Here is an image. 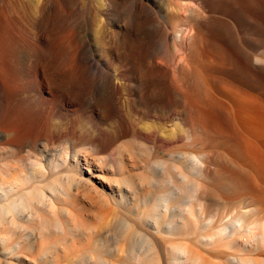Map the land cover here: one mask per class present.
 Masks as SVG:
<instances>
[{
    "label": "bare ground",
    "instance_id": "1",
    "mask_svg": "<svg viewBox=\"0 0 264 264\" xmlns=\"http://www.w3.org/2000/svg\"><path fill=\"white\" fill-rule=\"evenodd\" d=\"M48 1L51 0H39L36 5L38 12L27 13L28 16L23 10L25 0H0V44L5 39L9 40L5 37H9L11 32H13L12 37L16 35L27 45L28 42L31 43L30 40L27 42V36L31 35L34 38L33 35L36 33V37L40 32L37 31L43 28L41 26L44 24L43 12L45 7H48L46 6ZM146 1L148 3L145 8L143 2L140 3L142 14L137 18L139 28L143 27L146 16L150 12L154 13L157 22L165 26L164 42L169 40L172 48L170 50L167 47L163 49V43H157L153 36L137 37L133 33L134 28L131 29L129 26L125 28L121 43H123L122 48L126 61V76L122 83L128 89L131 108L136 104L142 106L147 104V108L151 94L157 91L155 89L160 88V104L157 101L159 110L161 108L163 111H170L172 107L182 108L185 113L181 115L179 121H185L192 125L191 128L196 131L192 130L198 132V135L192 137V134L189 133L190 138L192 140L199 138L200 142L198 143L200 144L194 143L199 147L185 148L186 150L184 148L176 150L170 147L171 150L167 151L165 158H163L164 154L162 158H157L159 161H155L149 178H139L134 181L133 179L127 180V175L121 183L125 182V185L120 186L118 183L119 188L108 187L110 194L117 191L119 201L125 204L134 200L133 198L138 193L141 194L139 198L136 197L137 200H134L136 202H134L135 216L132 214L133 217H126L124 214L127 212H124L122 213L124 216L119 217L121 229L125 232L124 235L133 231L136 237L126 238L127 241L123 244L120 239L115 243L110 242L109 239H101V246L97 249V253L103 257L104 263L99 259H95L93 263L115 264V262L107 260L106 257H116L125 252L129 264H206L201 253L196 254L193 249L194 245L204 248L208 244L218 245L219 242L226 241L229 246L227 247L233 249L232 238L238 237L242 242L241 250L247 253H257V255L252 254L244 257L237 255V250H235L231 254L232 259L227 258V262L230 264H264V57H258L257 62L253 63L252 56L250 57L252 54L249 53L248 56V53H244L247 55L245 56L242 51L244 49L241 48V54L244 55L241 59L239 56L241 54L237 53L238 50L234 51L237 49L235 45L234 50L228 48V44L225 45L226 37L223 33L225 31H222L223 26L222 30L220 26L221 22H226V19L209 15V12L215 9L224 12V15L231 11L239 12L242 13L243 18H246L249 13L244 14L246 6L253 8L263 2L262 7L264 8V1L161 0L158 5L156 0ZM258 1L261 2L258 3ZM243 2H246V6H242ZM123 4L122 13L130 15L131 10L128 4ZM207 7L209 10H206ZM162 8L166 11L165 13L161 12ZM88 12L91 13L90 7H88ZM254 15L252 18V14L249 17L253 24L257 25L255 28L260 26L261 30L263 26L264 29V19H262L264 15L262 18ZM233 16L232 19H234ZM34 30H36L35 33H33ZM254 30L251 33L255 32ZM93 36L95 39H101L104 59L108 64L107 59L115 56V50L117 52L120 42L117 41L112 31L104 33L101 27L93 31ZM14 41L22 43L17 39ZM236 43L238 44L235 41L234 44ZM256 43L259 44V42ZM5 46L8 45L5 44ZM58 46L61 44L59 43ZM38 50L37 53H41ZM58 52L60 53L59 49ZM58 52L57 54H59ZM39 57L41 56L39 55ZM55 60L57 61V59ZM59 60L56 63L53 59V62L51 61L52 63L49 64L46 63L47 61H35L30 67L32 75L28 78L25 77L22 86L18 84L19 89L15 88V91H12V87L18 86L11 83L18 77L10 81V78L14 77H11L13 74L11 72L15 69H10L12 71L8 72L10 80L0 79V233L5 224H9V228H11V231L1 233L3 235L0 236V243L6 253L16 251L20 253L28 247L31 241L42 239L43 230L40 229L41 231L36 233L35 230L30 229L32 226H29L28 229V223L33 222L37 213V208L33 205L34 200L38 208H47L61 200V193H64L65 197H72L75 201L81 191L83 194L80 193V195H100L99 187L91 182L89 177L85 178L82 174L84 169L92 173L109 166L106 167V164L110 162V152L113 153L115 149H111L110 152H107V156L102 155L103 157L95 153L99 149L106 147L107 150L109 149L108 145L117 143L116 147L112 145L117 149L114 161L118 167H121L126 160L130 170L134 167V155L137 147L134 144L139 141L137 136L148 138L149 134L156 135L162 144L175 143L182 136V132L180 134L173 128L166 130L162 125L153 131L145 130L141 127V121V124L137 123L138 119L136 122L137 117L134 118V116L136 123L131 120L125 124L120 123V126L123 125V129L120 128V130L119 123L116 122L118 129L113 127L110 131L111 134L106 136L107 138L102 137L101 141H98L99 143L96 141V135L94 137L91 133L84 132L83 136L79 135L81 139H84V144L80 146L82 143L77 142V138L74 136L75 132L72 130L71 133L74 134L67 132L68 130L60 131L57 127L60 132L58 130L55 132L54 125L48 123L47 119L51 118L52 120V117L60 115L68 116L66 113L65 115L61 113L66 103H71L73 106L81 104V102L90 103L92 88L99 95L98 91L106 92V89L111 88H107L108 86L116 84L114 81L116 74L113 71L107 75L105 80L98 79L99 81H97L100 83L98 87L101 89L99 90L97 86L95 89L97 81L94 84L95 81L69 78L67 76L69 74L63 70L64 66H60V64L64 65V61L59 62ZM27 63L29 62L27 61ZM92 63L95 64L96 69L100 66L94 57ZM24 65L26 67V64ZM6 74L3 76L7 77ZM5 79L7 80V78ZM22 80L23 77L21 80H17V83ZM13 92L18 95H12ZM113 92L112 90L111 93ZM99 96L98 98H100ZM101 100L98 99V101ZM105 102L103 107L100 105L101 103H98L101 106L98 107L100 111H104V108L111 105ZM3 105L13 107L14 109L12 108L10 112L13 110L15 112L6 113ZM150 105H152L151 102ZM113 107L110 109L113 110ZM80 109L82 108L73 110L71 114L77 116V111ZM142 109L140 111L147 112ZM36 111L41 114V118L43 117L44 124H41L42 126L40 125L36 131H25L27 120L32 118ZM105 111L104 113L111 114L110 111ZM140 111L138 112L140 113ZM143 112L141 113L143 114ZM185 122L182 123L184 126L188 124ZM31 123L29 121V124ZM30 127L34 129L32 125ZM107 132L109 131L107 130ZM138 132L140 135L137 134L134 137ZM128 134L135 135L131 136L133 140H129L128 136L127 147L121 152L118 142ZM189 134L187 132V135ZM195 136L198 137L195 138ZM192 140V143L195 142ZM191 146L190 143L189 148ZM71 154L73 163L68 166V176L66 177L70 183L67 182L66 186L58 185L57 189H53L49 181L43 183V190L32 186V183H35L34 176L36 175H33V172L43 176L49 172L46 167H43V158L49 159L51 170L57 172L59 168L63 170V166L67 167L68 156ZM107 161L104 168L101 164ZM111 163L110 165H112ZM203 179H206V182L208 179L209 181L203 184L204 182H201ZM100 186V188L108 189L106 185L102 184V181ZM152 188H155L153 196L150 194ZM25 189L28 196H24L20 192ZM19 192L21 194L17 195ZM101 194L103 195V193ZM209 196L216 197L223 203L215 216L210 215L211 212L209 213V205L206 203ZM231 202H234L236 206L229 208ZM234 203L231 204L234 205ZM141 204L144 208L138 210V206ZM39 216H41L40 212ZM190 222L194 227L199 226V228L201 223V230L205 233L199 231L200 233L195 232L194 236L191 235L192 238L181 237V235H188ZM159 238H166L169 245L164 247L163 244V248L161 245L156 248L154 241ZM87 258H89L88 255ZM90 259H92V255H90ZM107 261L109 262L107 263Z\"/></svg>",
    "mask_w": 264,
    "mask_h": 264
},
{
    "label": "rangeland",
    "instance_id": "2",
    "mask_svg": "<svg viewBox=\"0 0 264 264\" xmlns=\"http://www.w3.org/2000/svg\"><path fill=\"white\" fill-rule=\"evenodd\" d=\"M38 1L39 0H25V6L23 7L24 8L23 10L26 11V14L27 13L29 14L32 12L36 13V11H37L36 5H37ZM156 1H157L156 4L158 5V3L161 0H156ZM171 1H174V0H171ZM262 1H264V0H262ZM141 2H143L144 8H145L147 5L146 3H148L146 0H51V1H48V3L46 4V6H48V7L47 8L45 7L44 12H43L44 13L43 14L44 15V18H43L44 24L41 25V26H43V28L42 29L40 28V30L37 31V32H39V31L40 32L36 35V37H35L36 30H34V32H33V33H35L33 35L34 38H32L31 35L27 36V42L30 40V41H32L31 43L28 42V45H27L26 43L22 42V40L18 39L19 37H17L15 35V33H14V35L17 38L14 35H13L14 37H12L11 34H13V32H11V33H9L11 38H10V36L9 37L6 36L5 38H7L9 40L6 41V39H5L3 41L4 43L2 42L0 44L1 45V47H0V79L3 78L5 81H8L11 79L10 81H13L16 77H18V79L16 78L15 81H13L11 83L12 85H15V86L16 85L18 86V84H20L22 86V82H24L25 81L24 79H26L25 77L28 78L29 76L32 75V72H30V69H31L30 67H32L33 64L35 63V61H38V60H40L41 62L47 61L46 63L49 64L53 59H54V62L56 61L55 59H57V61L59 59H61V60H59V62L64 61L63 62L64 65L60 64L59 62L58 63L60 64L61 67L62 66L65 67V68L63 67V70L65 71L66 74H69V75H67L69 78H74L76 80L84 79V80L89 81V82L95 81L94 84L96 83V81L98 79L105 80L107 78V75H109V73H112L114 71V73L116 74V79L114 80L116 84H114V85L111 84L113 86L110 85L107 87V88L113 87V89L110 88L111 91H109L110 89H106V92L102 91L103 93L102 92L100 93L98 91V94L100 95L99 96V95H97V91L93 90L94 88H92V92H93L92 93V100L94 101L95 98H97L94 101V103L92 100H91L92 103L91 102L90 103L81 102V104H77L75 106H73L71 103H66L63 106L61 113L64 115L66 113L68 116L64 117V116L60 115V116L52 117V120H51V118L47 119L48 123L54 125L53 130L55 131V129H56L55 132L59 131L57 129V127L60 129V131H67L68 130L67 132L71 133V130H72L73 132H75L74 136L77 138V142H79V144L82 143V144H80V146H82L84 144V142H83L84 139H81L79 137V135L83 136L84 132L85 133L87 132L89 134L91 133L92 136H94V137L96 135V137H95L97 139L96 141H97V143H99L98 141L99 140L101 141L102 137H106V136H109L111 134L110 131L113 127L116 129H118V128L123 129V125L122 126H120V125L123 123L125 124V122L127 123L128 120H131L133 122H135V120H136V122H137V119H138L137 123H139V124L142 123L141 127L145 130L149 129V131H153V130L157 129L159 125L160 126L162 125L165 127L166 130H170L173 128L176 132L179 131L180 134L182 132V136H180L179 139H177V141L175 143L173 142L174 144L173 143L169 144V142L167 144H164V143L162 144V142L160 140H158L156 135L152 136L151 134H149L148 138L144 137V136H142V137L137 136V134H139V132L135 133L136 134V135L134 134L135 136L133 134H131V135L128 134L126 137L125 136H124V138L122 137L121 138L122 142H121V140H119V142H118L120 145L119 149H121V152H123L125 147H127V143L131 139V136L139 137L138 138L139 141H136L134 144L135 147L137 146L136 147V153L134 155V157H135L134 158V167L130 170L127 167L126 160L124 161V164L121 167H118L114 161V159L116 158V150L117 149L115 147H116L117 143L112 144V145H115V147L114 146L112 147V145H108L107 148H109L110 150L109 149L106 150V147H104L103 149H99L98 152L96 151L95 153L97 155H99V156L104 155L105 156L107 154V152L111 151V149L112 150L115 149L113 153H112V151L110 152L111 157H110L109 164H106V163H108V161L105 162L104 164H101L102 166H104L106 164V167L109 165L107 168H105V166H104L105 169H100V170L92 172V173L85 171V169H84V171H82L83 176L85 178L89 177L91 182H93L95 185H97L99 187V189H100L99 191H101V193H103V195L101 193H99L100 197L98 196V194H96L97 196L95 194H93L92 196H90L88 194L80 195V193L83 194V192L81 191L78 193L79 195L77 196V199H76L77 201H75V200H73L72 197H67V196L65 197L64 193H61V196L63 198L61 197V200L54 202V205L52 207H47L48 209L42 208V207L38 208V205H36V203H34V202H36L34 200L33 205L36 206L37 213H36V217L33 220V222L28 223V229H29V226H32L30 229L35 230L36 233L43 230L42 231L43 232L42 239H38L35 242L31 241L29 243L28 247L24 251H21L20 253H18L17 251L13 252V253H6L4 251L2 243H0V264H94L93 261L95 259H99L100 261L103 262V260H102L103 257L97 253V249L101 246V244H100L101 239H109V241L112 243H115L116 240L120 239L122 242L121 244H123V242L126 243V241H127L126 238L130 239V238L136 237L135 232H133V231H129L128 234L124 235L125 232L123 231V229H121V226H120V223H121L120 218L124 215L126 217H130V218L133 217V216H131L132 214L135 216L134 204L136 202L134 200H137V198H139L141 196V194L138 193V195H136L137 198L136 197L133 198L134 200L128 201L127 204L121 203L119 201L117 191L114 192L113 194H110L108 187L119 188L121 185L122 186L125 185L124 184L125 182L123 184H121V183L125 180V176L127 177V175L129 177V179L127 177V180L133 179L134 181L138 180L139 178H144V179L149 178V176L151 175V171H152L151 169L154 168L153 165H155V163L157 162L156 160H158L159 157L162 158L163 156H164L163 158H165L167 151L171 150L170 147L172 149H176V150L177 149L179 150L180 148L182 150H183V148H184V150H186L187 148L191 149L192 147L193 148L199 147V146L194 144V143L197 144L198 142H200L199 138H198V140L194 139V138L192 140V138H190L191 137L190 134H192V137H193L194 135H198V132H194L196 130L191 128L192 125L189 124L188 122L184 121L185 123L189 124V127H188V124H185L186 126H184V124H182L184 122L179 121L181 115L185 113V111H183L182 108L172 107L171 108L172 110H170V111L164 110L166 112H164L161 108L159 110L158 105L160 104V100H161V98H160L161 96H159L160 88H158L159 90L155 89V90H157V91L154 90L156 93L154 92L153 94H151L152 97L150 96V102L152 105H150V102H149L150 107L147 106V108H146L147 104L144 106L136 104V106H132V108H134V107H136V108H134L133 110L131 108V104L129 102L130 97H129L128 89L126 88L125 85L123 86V83H122L125 79V76H126L125 75L126 74L125 73L126 72V70H125L126 61H125V56H124V52H123V48H122L123 43H121L123 38H124V33L126 30L125 28H128V26L131 29L134 28L133 33L137 37L148 36V35L153 36L157 43H163V49L165 47H167L169 50L172 48L171 42L169 40L164 42L163 34L165 33V30H166L164 28L165 26H163V24H159L157 22V17H156V15H154V13L150 12L149 15L146 14L147 16H146L145 21L143 23V27H141V29L139 28V26L137 24V18H138V15L142 14L140 12V10H141L140 3ZM259 2H261V1H258V3ZM123 3L128 4V7L131 10L130 15H125L122 13L123 5H124ZM262 3L263 2L259 3L256 6L257 7L260 6L258 8H261L263 6ZM245 4H246V2L242 6H244ZM109 5H110V7H109ZM88 7L91 8L90 14L88 12ZM246 7L247 8H246V11L244 12V14L247 12L250 13V14L247 13V15L245 14L246 18L245 17L243 18L242 13H239V12L231 11L229 13H225V15H224V12L222 13L221 11H218L215 9L211 10L213 12L210 11L209 15H211L213 17L215 16V17L226 19V22H221L222 25L220 24L221 25L220 28L223 26V30H222V28H221V30L225 31L223 33H224L225 37L227 38V39L226 38L224 39L226 41V42L224 41L225 45L228 44V46H229L228 48H232L233 50L235 49V46H236L237 49H235L234 51L236 52L238 50L237 51L238 55L241 54V48H243L244 49V50H242V51H244L243 54L248 53V56L250 54H252V55H250V57L252 56L253 63H256L257 62L256 59H259L258 57H262V58L264 57V29H263V26L261 27L262 28L261 30L259 29L260 26L255 28L257 25L255 26L253 24V21H251V18L253 17L254 14L257 15V16L254 15L255 17L262 18V16L264 15V11H263L264 8L262 7L263 8V10H262V8L258 9L255 6H253L254 9L252 7L249 8V6H246ZM206 10H209V7H207ZM161 12L165 13L166 11L164 10V8H162ZM37 14H35V15H37ZM229 14H230V16H227ZM251 14H252V16L250 18L249 16ZM232 16L235 20L232 19ZM247 16H248V19H247ZM229 18H230V20H229ZM249 18H250V20H249ZM262 19H264V16ZM227 21H229L231 23V25ZM92 22H94V23H92ZM128 22L130 25L128 24ZM100 27L104 33L112 31L115 35V38H117V41L120 42L117 52L115 50V56L109 57L107 59V61L109 62L108 64H107L106 60L104 59L103 46H102L101 39L100 38L95 39L93 36V31L97 28H100ZM225 28H226V30H224ZM252 30H254L255 32L251 33ZM259 33H261V34L259 35ZM28 37H30V38L28 39ZM15 38L17 40L21 41L22 43L19 44V43H17L18 41L15 42L14 41V40H16ZM249 38H250V40H249ZM8 41L13 42L14 44L9 43ZM235 41L238 42V44L236 43L238 46L236 44H234ZM256 42H259V44ZM23 43H24V45H23ZM59 43L61 44L62 47L58 46ZM5 44H7L8 46H5ZM230 44L231 45L233 44V45L231 46ZM239 44H240V46H239ZM3 46H5V47H3ZM30 48H32V49L30 50ZM238 48H240V49H238ZM58 49H59L60 53L58 52ZM37 50H38V52H41L42 55H41V53H37ZM239 50H240V53H239ZM33 51H34V53H33ZM35 52L37 54H39L41 57H39V55L37 56ZM57 52L59 54H57ZM30 54H32V55L30 56ZM243 54L239 55V56H241V59L243 58L244 55L247 56L246 54H244V55ZM57 55H59V56H57ZM93 57L96 60H98V62H99L98 64L100 66L97 67V69H96L95 64L92 63ZM16 60H18V61L16 62ZM48 60H49V62H48ZM24 61H26V62L24 63ZM27 61L29 63H27ZM57 61H56V63H57ZM11 62L13 65L10 64ZM22 63H23V65H21ZM30 63H31V65L29 66ZM9 64H10V66L12 65L11 66L12 68L10 66H8ZM24 64H26V67H24L25 66ZM15 66H17V67H15ZM28 66H29V69L27 68ZM8 67H9V69H8ZM10 69H15V70L12 71ZM9 70H10V72L12 71L11 73H13V74H11V77L14 76L13 79L10 77H9L10 79H8V76H10V74L8 75ZM5 73H7L6 74L7 77L3 76ZM4 77L7 78V80ZM22 77H23V80L21 82L18 81V83H17V80H19V79L21 80ZM98 81L95 85V89H97L98 85L100 84ZM15 88L19 89V86L18 87L13 86L12 91H15L16 90ZM100 89L101 88H99V90ZM112 90L114 91L113 93H111ZM88 91H89V89H88ZM94 91L96 94L94 93ZM106 93L108 94L107 96H106ZM11 94L14 95L15 92H13ZM15 95H18V94H15ZM104 95L106 96V98ZM98 96L100 98H98ZM101 98H102V100H101ZM98 99H100L101 101H103V100L104 101L101 102V101H98ZM96 101H98L97 104H96ZM105 101H107V102H105ZM157 101L159 104L157 103ZM104 102L107 104H109V103L111 104V105L109 104L110 106H107L105 104V106H107V107L104 108V111L106 110L105 112L110 111L111 114L104 113L103 110H102L103 111L102 112V111H100V108H98L100 105L101 106L104 105ZM153 102H155L156 104ZM98 103L99 104L101 103V104L98 105ZM155 105H156V107H155ZM79 107H81L82 109L77 111L78 115L77 116L72 115L71 112H73V110H75V109H78ZM96 107H97V109H96ZM111 107H113L112 108L113 110L110 109ZM12 108L13 107H11V106L8 107L7 105H3V109H5L6 113L15 112L14 110L10 112V110H12ZM92 109H93V111H92ZM141 109L144 111L147 110V112L140 111ZM138 111H140V113ZM141 112H143V114ZM170 112H172V113H170ZM36 113L34 114V116L32 118L28 119L30 121V123L33 121L31 124H29V121L27 120V123H26L27 127H26V129L24 128L25 131L26 130L27 131L28 130L36 131L40 127L41 124H44V121H43L44 119H43V117L41 118V114L38 113L37 111H36ZM104 114H106V115H104ZM88 116H89V118H88ZM133 116H134V118L135 117H137V118L134 120ZM91 119H92V121H91ZM140 121H141V123H140ZM113 122H114V124H113ZM116 122L119 123L118 128H117L118 125ZM37 123H39V124H37ZM31 125L34 129H32L30 127ZM151 128H154V129H151ZM187 128H189V129L187 130ZM107 130L109 132H107ZM135 131H137V130H135ZM73 132L71 134H74ZM187 132H188V134L189 133L190 134L187 135ZM140 133H141V131H140ZM195 133H197V134H195ZM134 137H132V138H134ZM197 137L198 136H195V138H197ZM128 138H129V140H127ZM131 140H133V139H131ZM140 140H142V141H140ZM191 140L192 141L195 140V142L192 143ZM121 143H123V144H121ZM190 143L192 144V146L189 148ZM125 144H126V146H125ZM199 144L200 143H198V145ZM174 145H175V148H174ZM104 149H105V151H104ZM98 153H100V154H98ZM110 154L108 153V156H110ZM112 155H114L113 156L114 158L112 157ZM111 160H112V163H111ZM43 162H44L43 167H46V169H48L49 172L44 174V176L37 174L36 172H33L34 173L33 175L36 174L34 176L35 183H32L33 187L41 188L43 190V186H44L43 183L45 181L51 182L53 189H57L58 185L59 186L60 185L66 186L68 183H70V181L66 177L68 176L67 168H69L68 166L73 163L72 154L68 156L67 167L65 165V166H63L64 168L61 167V168H63V170L59 168V170L57 172H56V170H51V167L49 165L50 164L49 159L45 160L43 158ZM110 163L113 166L110 165ZM37 168L42 169L41 167H37ZM55 172L56 173L62 172V173L56 174ZM101 181H102V184L106 185V187L108 189H105V187L100 188L101 187L100 186ZM208 181H209V179L207 180V182ZM201 182H204L203 184L207 183L206 179H203ZM118 183H120V186ZM37 184H39V185H37ZM20 192L24 196H28L26 194V192H27L26 189L21 190ZM20 192L17 195H20L21 194ZM150 194H151V196L155 195V188L151 189ZM110 195H112V196H110ZM103 196L105 199L103 198ZM207 198H209L206 200V203L209 205L208 206L209 207V213L211 212L210 215H212V216L217 215V213L220 211V207L223 205V203L219 199H217L216 197H213V196H209ZM73 201H74V203H73ZM231 203H234V202H231ZM231 203H229V206H228L229 208H233L236 206L235 203H234V205ZM138 208H139L138 210H143L144 207L141 204L140 206H138ZM52 211L54 214L52 213ZM39 212H40L41 216H39ZM124 212L125 213L127 212V213L122 215V213H124ZM133 219H130V220H133ZM57 220H58V222H57ZM130 220H129V222H131ZM133 221H135V220H133ZM133 221H132V223H133ZM9 226H10L9 224H5L1 233L4 234V233H8L9 231H11V228H9ZM201 229H202L201 223H200V228H199V226L194 227L193 223L190 222L188 233H187L188 235H183V236L181 235V237H184V236L190 237L191 235L194 236L195 232L196 233H200V232L205 233V231H202ZM18 231H19V229H18ZM189 232H190V235H189ZM1 233H0V236L3 235ZM190 238H192V237H190ZM166 240H167L166 238H159V239H157V241H154L156 244V248L161 247L163 244H164V247H165V245H169V242H167ZM232 240H233L232 241L233 249L228 248L229 246L226 244V241H224V243L219 242L218 245L208 244V246H205L204 248H201L202 246L198 247V246L194 245L193 249L196 251V254L201 253V255L206 260V264H227V263L230 264L229 262H227L228 261L227 258L232 259L231 254L233 253V251L235 252V250H237L236 251L237 255L244 256V257L250 256L253 254V253H247L246 251H243L240 249L242 242L238 237H234V238H232ZM157 243H159V244H157ZM223 244H226V245H223ZM162 248H163V246H162ZM87 255L89 256V258H87ZM90 255H92V259H90ZM253 255H257V253L253 254ZM106 258H107V260H111V261L115 262V264H129L127 253H125V252L119 254L116 257L107 256ZM233 261H235V260H233ZM108 262L109 261H107V263Z\"/></svg>",
    "mask_w": 264,
    "mask_h": 264
}]
</instances>
